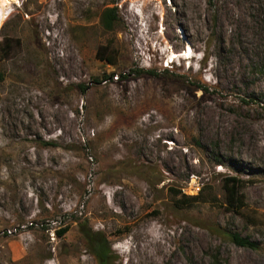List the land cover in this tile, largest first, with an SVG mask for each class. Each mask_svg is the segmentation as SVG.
Here are the masks:
<instances>
[{"label": "rangeland", "instance_id": "rangeland-1", "mask_svg": "<svg viewBox=\"0 0 264 264\" xmlns=\"http://www.w3.org/2000/svg\"><path fill=\"white\" fill-rule=\"evenodd\" d=\"M6 38L0 264H99L85 224L110 264H264V0H0Z\"/></svg>", "mask_w": 264, "mask_h": 264}, {"label": "trees", "instance_id": "trees-1", "mask_svg": "<svg viewBox=\"0 0 264 264\" xmlns=\"http://www.w3.org/2000/svg\"><path fill=\"white\" fill-rule=\"evenodd\" d=\"M119 22V16L117 13L116 7H106L100 16V23L104 30L106 31H114L116 25ZM12 39H5L3 42L0 43V53L3 57H9L12 55L13 50V44ZM15 42L18 44L20 43L19 40H15ZM109 46H101L96 52V57L100 59L101 61H105L109 64L115 63L116 60V53L117 51L112 50L109 51ZM143 72L150 73L151 71H145V70H137L138 74H141ZM6 78V75L4 71L0 69V83H2ZM243 180L238 178L237 176L233 175H227L223 179V187L225 191V208L229 211L239 212L244 206H245V198L243 194L241 193V187L243 185ZM171 191H174V189H171ZM176 193H181L177 192ZM200 194L196 196H187L185 194H182L181 201L184 203L196 201L200 199ZM87 225L81 226L80 231L83 234V236L87 239L89 247L92 249L94 255L96 256L99 264H110L109 257H110V250H109V242L105 236L102 235L101 232H92L88 228H86ZM68 226H64L61 229H59L56 233L58 236H63L68 231ZM230 239L238 246L240 247H246V248H252V249H258V244L253 241L251 238L242 236L238 233H232L230 234Z\"/></svg>", "mask_w": 264, "mask_h": 264}, {"label": "built area", "instance_id": "built-area-1", "mask_svg": "<svg viewBox=\"0 0 264 264\" xmlns=\"http://www.w3.org/2000/svg\"><path fill=\"white\" fill-rule=\"evenodd\" d=\"M8 233H9V234H12V233H13V231H12V230H8Z\"/></svg>", "mask_w": 264, "mask_h": 264}, {"label": "bare ground", "instance_id": "bare-ground-1", "mask_svg": "<svg viewBox=\"0 0 264 264\" xmlns=\"http://www.w3.org/2000/svg\"><path fill=\"white\" fill-rule=\"evenodd\" d=\"M156 259V258H155Z\"/></svg>", "mask_w": 264, "mask_h": 264}]
</instances>
